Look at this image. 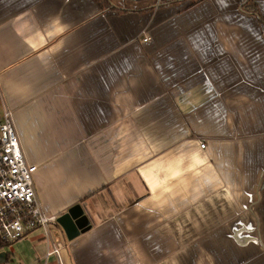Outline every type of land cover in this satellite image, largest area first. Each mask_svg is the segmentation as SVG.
<instances>
[{"label":"crops","instance_id":"crops-1","mask_svg":"<svg viewBox=\"0 0 264 264\" xmlns=\"http://www.w3.org/2000/svg\"><path fill=\"white\" fill-rule=\"evenodd\" d=\"M108 1L0 0V112L45 213L89 220L72 240L53 225L60 262L40 230L11 246L23 264H264V0L260 18Z\"/></svg>","mask_w":264,"mask_h":264},{"label":"built area","instance_id":"built-area-1","mask_svg":"<svg viewBox=\"0 0 264 264\" xmlns=\"http://www.w3.org/2000/svg\"><path fill=\"white\" fill-rule=\"evenodd\" d=\"M0 147L11 149L0 160V245L11 246L30 232L40 230L47 245L45 259L55 256L60 262L63 244L50 232L56 218L43 210L33 179L36 166L25 161L12 112L7 108L0 114Z\"/></svg>","mask_w":264,"mask_h":264},{"label":"water","instance_id":"water-1","mask_svg":"<svg viewBox=\"0 0 264 264\" xmlns=\"http://www.w3.org/2000/svg\"><path fill=\"white\" fill-rule=\"evenodd\" d=\"M56 225L68 240H72L89 228V220L83 208L80 205H74L56 219Z\"/></svg>","mask_w":264,"mask_h":264},{"label":"rangeland","instance_id":"rangeland-1","mask_svg":"<svg viewBox=\"0 0 264 264\" xmlns=\"http://www.w3.org/2000/svg\"><path fill=\"white\" fill-rule=\"evenodd\" d=\"M125 1V2H124ZM142 1H145V0H123L121 3H119L118 5L120 6H124V5H128V6H134V2H142ZM125 3V4H124ZM1 114V112H0ZM34 232V231H33ZM33 232H30L29 234L33 233ZM50 232L52 234L53 237H62L59 230L56 228L53 227V225L50 226ZM27 234V235H29ZM26 236V235H25ZM29 237V236H28ZM44 242V240H42ZM32 246H34L33 243L31 242H24L23 243V247L24 248H32ZM9 248V250L13 251L14 252V255L13 256H10V259L8 261H5V257H4V253L7 252V249ZM3 247L0 249V264H23V263H26L24 262V260L22 259V256H21V253L19 252V246H10V247ZM44 264H47V260L44 261Z\"/></svg>","mask_w":264,"mask_h":264},{"label":"trees","instance_id":"trees-1","mask_svg":"<svg viewBox=\"0 0 264 264\" xmlns=\"http://www.w3.org/2000/svg\"><path fill=\"white\" fill-rule=\"evenodd\" d=\"M195 2L199 1V0H194ZM97 4L99 5V7L101 9H105V8H112L111 4L109 3L108 0H96ZM238 3L240 5V8L243 9V11L247 12V13H251L257 17H259L257 8L252 4L249 3V0H238ZM260 18V17H259ZM260 23L261 25H263V30H264V22L263 20L260 18ZM5 247V245H0V249Z\"/></svg>","mask_w":264,"mask_h":264},{"label":"snow or ice","instance_id":"snow-or-ice-1","mask_svg":"<svg viewBox=\"0 0 264 264\" xmlns=\"http://www.w3.org/2000/svg\"><path fill=\"white\" fill-rule=\"evenodd\" d=\"M11 149L10 148H6V147H0V160H3L5 158V153L10 152Z\"/></svg>","mask_w":264,"mask_h":264}]
</instances>
